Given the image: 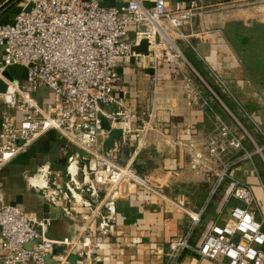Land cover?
I'll list each match as a JSON object with an SVG mask.
<instances>
[{
  "label": "built area",
  "instance_id": "built-area-1",
  "mask_svg": "<svg viewBox=\"0 0 264 264\" xmlns=\"http://www.w3.org/2000/svg\"><path fill=\"white\" fill-rule=\"evenodd\" d=\"M7 1L0 0V10ZM198 5L169 7L165 0H152L146 7L143 0H129L115 8L94 0H21L12 21L0 23V81L6 86L0 93V175L45 135H59L66 143L58 157L66 159L64 178L52 176L49 166L43 165L38 174L26 178L27 183L60 217H81L72 235L51 239L47 234L53 231V220L7 202L0 183V264H70L72 256L75 264L98 262L104 237L114 233V208L121 192L129 194L135 186L150 189L133 164L149 127L142 121V128H132L136 116L124 94L116 93L119 60L136 56L132 48L146 39L154 67L161 59L186 61L176 40L192 47L185 29ZM99 114L121 130L119 139L136 140L137 151L129 162L116 160V144L103 151L109 134L100 128ZM215 123L218 136L206 138V158L198 154L193 161V167L202 165L210 184L208 202L199 212H188L190 227L183 237L169 242L167 264H179L186 251L214 264H264V230L257 219L256 198L250 186L231 176L252 155L246 152L227 163L222 144L230 137L232 150L243 146L220 119ZM72 147L85 157L73 154ZM80 160L87 163L81 166ZM73 164L75 173L70 170ZM40 175L44 184H33ZM221 188L217 221H209L192 245L208 204ZM231 200L240 204L228 207ZM28 244L30 249L25 248Z\"/></svg>",
  "mask_w": 264,
  "mask_h": 264
},
{
  "label": "crops",
  "instance_id": "crops-1",
  "mask_svg": "<svg viewBox=\"0 0 264 264\" xmlns=\"http://www.w3.org/2000/svg\"><path fill=\"white\" fill-rule=\"evenodd\" d=\"M94 1L104 7L115 8L129 2ZM165 2L169 7L192 2H217L221 5L238 3L237 0ZM143 4L151 7L152 0H143ZM203 31V28L196 25L195 28L186 27L185 33L191 36L192 47L183 49V55L184 52L191 53L203 64L205 71L209 69L216 74L224 88L222 91L228 93L237 103L240 121L250 123L264 139V92L246 70L240 54L221 34ZM130 37H133V33ZM184 58L185 62L177 58L170 61L161 59L155 67L149 55H136L119 60L117 70L120 82L116 93L124 94L127 106L136 116L132 120V128H142V121L149 127L144 148L133 159V164L138 173L148 180L150 189L135 186L129 194L121 192L114 208V233L104 237L103 251L96 264H167L169 242L183 237L190 227L188 212L197 213L208 202L210 184L204 179L202 165L193 167V161L198 154H202L203 159L206 158L204 143L211 134L212 126L211 95L186 71V63L195 70L185 56ZM200 81L209 89L207 83H210V79L208 82L203 79ZM65 144L59 135L49 133L34 143L26 154L16 157L8 164L0 175L6 201L24 203L21 184H25V189L33 190L26 178L33 175L31 162L36 160V156H42L41 166L48 165L49 169L52 166L62 168L64 165L56 162V159ZM115 144L119 149L116 160L122 164L129 162L137 151V142L133 137L125 142L117 139ZM71 152L79 154L81 158L85 157L83 152L75 147L71 148ZM44 156H47L45 162ZM80 163L84 166L87 162L80 160ZM18 172L21 177L19 180L16 175ZM57 174L64 178L59 169ZM231 176L232 179L252 188L258 206L257 219L262 223L264 230V183L258 175L255 163L250 161L239 165L233 169ZM7 181L11 182L9 186ZM210 204L207 206V215L211 211ZM239 204L237 202L234 205ZM43 206L41 209L34 208L32 212L43 214ZM80 218H68L69 222L59 221L53 225L52 230L56 232L57 237L72 235L75 226L81 222ZM202 219L205 221L202 227L209 221H217L216 214L214 217L204 216ZM199 233L197 232V236L192 240V245H195ZM179 264L214 263L200 259L192 251H186Z\"/></svg>",
  "mask_w": 264,
  "mask_h": 264
},
{
  "label": "rangeland",
  "instance_id": "rangeland-1",
  "mask_svg": "<svg viewBox=\"0 0 264 264\" xmlns=\"http://www.w3.org/2000/svg\"><path fill=\"white\" fill-rule=\"evenodd\" d=\"M198 7L199 8L197 10L196 17L187 27L195 28L196 25L201 29L203 28V32H216L221 34L228 44H230V46L236 50L238 54H240L246 70L258 83V86L261 88L262 92H264V3L261 1H255L247 3L238 2L231 5H221L217 2H206L199 4ZM16 13L17 10L15 8L12 9L0 19V23H8L12 21ZM199 23L201 26H199ZM176 44L182 51L183 49H187L186 44L179 40H176ZM181 60L184 61L183 59ZM184 65L185 69H187L186 71H188L189 74L192 75L197 82H199L198 84L201 85L205 91L207 90L209 95H211V135L216 137L218 136V124L215 123L216 118H218L229 128L231 135L239 139L242 143L243 150L236 151L232 150L228 146V143L231 139L230 137L226 143L224 142V144H222L221 149L226 154L227 163L245 155L246 152L251 154V160H245L242 164L253 161L258 171V175L260 176L261 181L264 183L263 137L258 131L254 129V127H252L250 123L246 124L245 122L243 123V121H240L241 119L237 114V103L232 97H230L228 93L222 91V84L212 70H206L207 76H209L208 79H210V83H207V86L209 87L208 89L206 88L205 84H202V81H200V79L203 78L196 71H193L190 67H188L187 63ZM214 87L220 89L222 95L227 97L232 107L226 105V103L215 93L213 89ZM36 157V160L31 162V169L34 171L33 175L38 174L37 171L42 169L40 163L42 156L40 155ZM58 169L60 172H63V174L65 173L64 166L62 168L52 166L50 169L51 175L55 177ZM16 175L17 179L19 180V178H21L20 173L18 172ZM10 184L11 182L7 181V185L9 186ZM24 185L21 184L23 187L21 196L24 203L19 201H15V203L19 202L17 204L24 206L28 211L35 210L34 208L41 209L44 204V200L42 199L43 194L34 190H28L27 188L26 190ZM222 194L223 189L221 188L219 193L210 202L211 211L209 212V215H207V211L204 214L205 217L209 218V216H215L214 210H216L220 205ZM234 201L235 200H231L228 204V207L237 204V201ZM225 213L226 212H224V214ZM202 221L201 224L204 225V219H202ZM203 227H198L197 232H201Z\"/></svg>",
  "mask_w": 264,
  "mask_h": 264
},
{
  "label": "water",
  "instance_id": "water-1",
  "mask_svg": "<svg viewBox=\"0 0 264 264\" xmlns=\"http://www.w3.org/2000/svg\"><path fill=\"white\" fill-rule=\"evenodd\" d=\"M21 0H8L5 7L0 10V19L5 16L8 12H10ZM31 8V6H29V8L27 10H29ZM148 47H149V41L144 39L142 41H140L139 45L137 46H134L132 48V52L134 54H137V55H141V56H148ZM8 79L10 80H13L12 76L8 75L7 76ZM6 90V86L5 84H3L1 81H0V93H4ZM110 110H114L113 108H109ZM98 119L100 121V128L103 130V131H106L108 132V138L104 141L103 143V146H102V149L104 152H106L107 150L109 149H113L114 148V145H115V141L117 139H119L122 135V132L121 130L119 129H115V128H112L108 119H106L104 117V115L102 114H99L98 115ZM93 129V127H92ZM47 159V156H44L43 158V162H45ZM56 162H59L63 165H65L66 163V159H60V158H57L56 159ZM43 215L44 217H49L50 219L53 220V223L54 224H57L59 221H64V222H69L70 220L66 217H60L59 215V212L56 211V210H52L50 209L47 205H44L43 206ZM47 236L51 239H56L57 238V235H56V232H53V231H50ZM31 247V244H28L25 246L26 249H30ZM76 260L77 258L72 256L69 258V262L70 264H75L76 263ZM48 262H50V259L48 260Z\"/></svg>",
  "mask_w": 264,
  "mask_h": 264
},
{
  "label": "trees",
  "instance_id": "trees-1",
  "mask_svg": "<svg viewBox=\"0 0 264 264\" xmlns=\"http://www.w3.org/2000/svg\"><path fill=\"white\" fill-rule=\"evenodd\" d=\"M184 56L186 57V59L188 60V62L192 65V67L194 68V70L206 81L208 82L207 79V73L204 69L203 64L197 60L191 53H186L184 52ZM215 93L226 103V105H228L229 107H232V105H230L228 99L226 96L222 95L220 89H218L217 87L213 88Z\"/></svg>",
  "mask_w": 264,
  "mask_h": 264
},
{
  "label": "bare ground",
  "instance_id": "bare-ground-1",
  "mask_svg": "<svg viewBox=\"0 0 264 264\" xmlns=\"http://www.w3.org/2000/svg\"><path fill=\"white\" fill-rule=\"evenodd\" d=\"M71 172L72 173H75L76 171V168H75V165L73 164L70 168ZM32 183L35 184V185H38V186H42L44 184V177L43 175H40L36 178H33L32 179Z\"/></svg>",
  "mask_w": 264,
  "mask_h": 264
}]
</instances>
